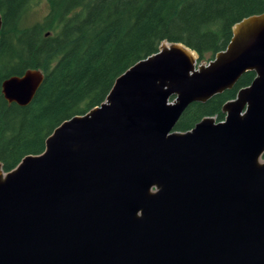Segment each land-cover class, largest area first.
<instances>
[{
  "label": "water",
  "instance_id": "obj_1",
  "mask_svg": "<svg viewBox=\"0 0 264 264\" xmlns=\"http://www.w3.org/2000/svg\"><path fill=\"white\" fill-rule=\"evenodd\" d=\"M198 59L162 42L99 105L58 124L42 152L8 171L0 162V264H264V11ZM247 71L224 120L174 130L189 104ZM43 78L26 69L1 93L25 106Z\"/></svg>",
  "mask_w": 264,
  "mask_h": 264
},
{
  "label": "trees",
  "instance_id": "obj_2",
  "mask_svg": "<svg viewBox=\"0 0 264 264\" xmlns=\"http://www.w3.org/2000/svg\"><path fill=\"white\" fill-rule=\"evenodd\" d=\"M31 0H0V162L12 169L27 154L42 152L52 130L99 105L115 79L159 45L179 42L199 62L225 48L234 23L264 11V0H47L42 20L22 25ZM43 81L29 104L8 103L1 82L26 69ZM255 74L205 102H192L174 130L184 132L221 107ZM264 157V153L262 155Z\"/></svg>",
  "mask_w": 264,
  "mask_h": 264
},
{
  "label": "rangeland",
  "instance_id": "obj_3",
  "mask_svg": "<svg viewBox=\"0 0 264 264\" xmlns=\"http://www.w3.org/2000/svg\"><path fill=\"white\" fill-rule=\"evenodd\" d=\"M48 10L47 0H31L27 10L25 11L24 16L22 17V25L29 26L36 22H39L43 19ZM212 57L206 54L200 62L206 63ZM199 62V59H198ZM261 161L264 160V157L260 158Z\"/></svg>",
  "mask_w": 264,
  "mask_h": 264
},
{
  "label": "flooded vegetation",
  "instance_id": "obj_4",
  "mask_svg": "<svg viewBox=\"0 0 264 264\" xmlns=\"http://www.w3.org/2000/svg\"><path fill=\"white\" fill-rule=\"evenodd\" d=\"M255 74V73H254ZM223 113V112H222ZM223 115H224V113H223ZM212 117H214V116H212ZM215 118V117H214ZM215 120H216V118H215ZM222 120H224V117H223V119ZM222 120H219V121H222ZM217 121V120H216Z\"/></svg>",
  "mask_w": 264,
  "mask_h": 264
}]
</instances>
